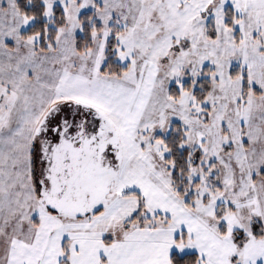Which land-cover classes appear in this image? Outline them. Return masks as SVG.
<instances>
[{"label": "snow or ice", "instance_id": "snow-or-ice-1", "mask_svg": "<svg viewBox=\"0 0 264 264\" xmlns=\"http://www.w3.org/2000/svg\"><path fill=\"white\" fill-rule=\"evenodd\" d=\"M0 264H264V0H0Z\"/></svg>", "mask_w": 264, "mask_h": 264}]
</instances>
